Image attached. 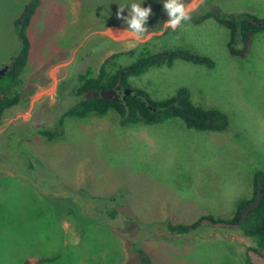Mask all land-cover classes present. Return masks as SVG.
<instances>
[{"label": "rangeland", "instance_id": "374dc122", "mask_svg": "<svg viewBox=\"0 0 264 264\" xmlns=\"http://www.w3.org/2000/svg\"><path fill=\"white\" fill-rule=\"evenodd\" d=\"M26 2L0 0V68L12 63L20 47L14 19ZM139 2L42 0L28 28L32 47L18 85L26 91L38 73L36 92L0 124V264H137L128 242L139 234H146L148 239L137 240L155 264H247L253 240L240 229L209 225L180 234L164 223H190L206 214L231 217L240 200L253 196L254 173L264 171V30L254 35L248 54L237 56L224 24L214 16L198 20L216 7V15L262 19L264 0H205L175 30L164 25L169 17L163 0H143L142 7L152 8L148 33L106 34L127 28L117 17L120 6L127 16L129 5ZM174 49L204 56L212 65L178 58L131 75L128 88L155 100L186 88L196 105L227 114L225 130L190 128L179 117L122 124L113 109L60 122L80 99L74 92L79 73L89 67L98 72L116 52L117 69L143 53ZM42 127L63 133L48 139ZM72 189L118 215L91 212ZM46 196L66 200L57 202L64 207L79 204L80 218L59 215Z\"/></svg>", "mask_w": 264, "mask_h": 264}, {"label": "trees", "instance_id": "16d2710c", "mask_svg": "<svg viewBox=\"0 0 264 264\" xmlns=\"http://www.w3.org/2000/svg\"><path fill=\"white\" fill-rule=\"evenodd\" d=\"M184 2H188L184 0ZM42 5V0H27L21 13L14 19V28L20 40V47L17 50L16 56L13 58L15 65L10 68L4 75L0 76V124L7 113L18 105H27L31 96L36 92L34 84L37 82V74L31 79V84L26 91L18 90L20 83V75L22 70L26 67L30 51L32 47L31 38L28 33V28L37 13L38 8ZM196 12H191L190 18ZM211 16L216 17L229 30L228 47L232 54L237 56H244L249 53L254 35L264 30V18H258L250 13H221L215 15L211 10L203 12L199 20L207 19ZM113 42H111L112 44ZM132 53L134 52L131 50ZM120 55L119 52L112 54L101 65L98 72L91 67L87 68L85 72H81L77 76L74 92L80 99L66 109L61 117L60 122H63L65 117L73 116L78 118H85L91 114L104 115L109 110H116L120 114V121L122 124L139 123L146 124L162 123L172 117L181 118L185 124L190 128L207 131H221L225 130L229 125V119L226 113L218 109H205L196 105L186 88H181L175 95L166 99L155 100L142 89L135 88L134 92L137 94H130L126 96L125 100L116 101L113 99L100 97L85 98V92L91 90H102L114 87L115 83L121 77V73L125 74L122 77V85L130 87L128 79L131 75H138L153 66H160L164 64L171 65L175 59L181 58L195 63H207L212 65V61L190 51L183 49L165 50L153 53H143L135 62L126 67L114 68V58ZM42 84L47 83V79L41 80ZM55 130V129H54ZM50 130L46 127L40 128L39 132L45 135L48 139H53L63 133V129ZM262 184L263 198L260 204L252 210L245 222L241 221V212L245 206L255 201L258 193L259 184ZM254 193L249 199L240 200L237 204V211L231 217H220L213 214H206L201 216L196 221L190 223H174L166 221L164 227L171 231V233H196L204 226H228L240 229L245 236L253 240V244L246 250L247 264H264V171L257 170L254 173ZM83 190V189H82ZM72 193L81 197L91 209V212L98 213L102 216H109L114 218L118 215L116 208L103 211L97 205L91 204V200H86L79 195L81 190H69ZM49 201L54 203L60 214L65 213L74 215L80 218L81 209L79 204L71 203L67 200L69 206L64 207L57 202L63 203L64 199L52 196H46ZM78 205V208H77ZM129 218V216L127 217ZM146 235V234H145ZM138 235L136 238L129 240L128 247L132 251L131 257L137 261V264H155V261L150 252L146 251L139 245L137 239H148L147 236ZM140 237V238H139Z\"/></svg>", "mask_w": 264, "mask_h": 264}, {"label": "clouds", "instance_id": "9594fccd", "mask_svg": "<svg viewBox=\"0 0 264 264\" xmlns=\"http://www.w3.org/2000/svg\"><path fill=\"white\" fill-rule=\"evenodd\" d=\"M143 0L139 3H132L129 6L127 16H124V6H120L117 17L123 19L127 25L124 32L137 38L149 32L147 21L152 13L151 6L142 7ZM163 8L169 19L164 23L165 27L175 30L183 21L190 19V10L184 0H163ZM111 31V30H110Z\"/></svg>", "mask_w": 264, "mask_h": 264}, {"label": "water", "instance_id": "95a60500", "mask_svg": "<svg viewBox=\"0 0 264 264\" xmlns=\"http://www.w3.org/2000/svg\"><path fill=\"white\" fill-rule=\"evenodd\" d=\"M205 0H198V1H195V2H192L191 4H189L187 7L189 8L190 10V13L193 12L197 6L201 5ZM219 8L216 7L215 10H213V14H218L219 13ZM126 29L125 28H120L119 32H113V31H110V30H106V34H108L109 36L113 37V38H116V37H120V36H124L125 33L127 32H124ZM15 65V62L12 61L11 64H8L6 66H4L3 68H0V76L1 75H4L10 68L14 67ZM125 72L123 71L121 73V77H120V80L122 79V77L124 76ZM121 85L119 84L118 85V88H120ZM134 90L132 88H126L125 89V94H131ZM42 94H44L43 91L41 92H38L36 95H35V100L40 97ZM102 96L103 98H108V99H113V100H116V101H119L120 100V94L117 92V90L115 88H109V89H102V90H87L86 91V95L85 97L86 98H92V97H100ZM34 102V100H33ZM263 198V193H262V184L260 183L259 184V187H258V193H257V197L255 199L254 202L248 204L247 206L244 207V209L242 210L241 212V221L242 222H245V220L247 219V216L248 214L254 210L255 208H257V206L260 204L261 200Z\"/></svg>", "mask_w": 264, "mask_h": 264}, {"label": "flooded vegetation", "instance_id": "af4514ba", "mask_svg": "<svg viewBox=\"0 0 264 264\" xmlns=\"http://www.w3.org/2000/svg\"><path fill=\"white\" fill-rule=\"evenodd\" d=\"M13 61H14V60H13ZM119 84L121 85L120 88H118V85H119ZM112 88H115V89L117 90V92L120 94V100H119V101L125 100V99H126V96H127V95H130V94H125V89L128 88V87L122 85V80H120V78H119V80L115 83L114 87H112ZM131 94H137V93L133 91ZM85 95H86V92H85ZM85 98H86V97H85ZM18 106H19V105H18ZM42 128H43V127H42Z\"/></svg>", "mask_w": 264, "mask_h": 264}, {"label": "crops", "instance_id": "0c3cea01", "mask_svg": "<svg viewBox=\"0 0 264 264\" xmlns=\"http://www.w3.org/2000/svg\"><path fill=\"white\" fill-rule=\"evenodd\" d=\"M205 5H206V3H205ZM205 5H204V6H202V7L206 8V9L208 10L209 8H208L207 6H205Z\"/></svg>", "mask_w": 264, "mask_h": 264}]
</instances>
